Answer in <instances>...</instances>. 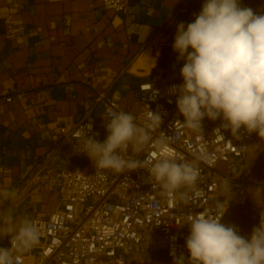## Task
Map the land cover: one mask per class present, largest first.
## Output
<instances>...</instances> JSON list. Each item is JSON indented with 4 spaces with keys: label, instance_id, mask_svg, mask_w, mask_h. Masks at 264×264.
Wrapping results in <instances>:
<instances>
[{
    "label": "crops",
    "instance_id": "crops-1",
    "mask_svg": "<svg viewBox=\"0 0 264 264\" xmlns=\"http://www.w3.org/2000/svg\"><path fill=\"white\" fill-rule=\"evenodd\" d=\"M197 1L129 0V10L117 13L94 0H0V193L20 192L13 203L14 196L0 195V247L18 224L57 204L50 185L22 188L33 160L50 146L52 127L96 119L103 110L99 94L137 111L139 84L173 57L177 25L194 21ZM20 90L22 98L5 99ZM218 169L233 176L220 181L228 206L222 223L250 236L264 212V139L255 133L242 161H220ZM131 260L169 264L163 251Z\"/></svg>",
    "mask_w": 264,
    "mask_h": 264
},
{
    "label": "built area",
    "instance_id": "built-area-1",
    "mask_svg": "<svg viewBox=\"0 0 264 264\" xmlns=\"http://www.w3.org/2000/svg\"><path fill=\"white\" fill-rule=\"evenodd\" d=\"M94 1L117 13L127 12L130 7L129 0ZM203 2L197 1L200 10ZM251 9L264 15V0H258ZM146 13L152 15L154 8L149 6ZM183 63L175 52L164 67L157 68L139 84L137 111L124 110L116 98L99 94L103 110L96 119L85 118L72 127H52L50 146L33 160L22 188L50 185L58 201L47 214L27 218L39 229V244L29 247L27 253L17 252L16 264H129L134 256L156 251H163L169 264H177L181 257L183 264H189L185 246L189 235L187 216L199 212L217 215L228 210L220 197V181L233 176L220 172L218 163L242 161L255 133L241 128L235 134L224 129V121L219 118L211 120L205 116L201 127L184 120L176 103L178 92L171 91L173 86L183 84ZM23 95L20 90L5 99L12 101ZM109 110L135 117L143 135L134 148H129L126 158L141 163L140 168L122 173L105 170L102 178L96 174L90 157L86 165H72L69 158L87 155L75 146L83 130L97 141L106 139ZM150 111L161 117V123ZM91 123L89 131L87 126ZM168 150L197 169L194 183L168 191L151 180L149 164ZM19 193L12 203L18 200ZM10 241L2 247H10Z\"/></svg>",
    "mask_w": 264,
    "mask_h": 264
},
{
    "label": "clouds",
    "instance_id": "clouds-1",
    "mask_svg": "<svg viewBox=\"0 0 264 264\" xmlns=\"http://www.w3.org/2000/svg\"><path fill=\"white\" fill-rule=\"evenodd\" d=\"M173 50L184 61L183 84L171 90L178 92L176 103L184 120L201 127L205 116L219 118L224 129L237 134L243 128L264 139V15L242 7L240 0H204L193 22L177 25ZM152 93L154 97L153 88ZM150 115L161 123L158 114L150 111ZM108 117L103 142L83 130L75 144L94 161L102 178L105 170L122 173L140 168L141 163L126 158L143 135L135 117L112 110ZM87 128L90 131L92 123ZM147 169L151 180L168 191L192 184L198 176L190 162H181L171 150L162 152ZM0 195L9 199L14 193L4 190ZM226 210L187 216L189 264H264V212L246 237L237 226L222 223ZM38 238V227L22 221L12 234L11 246L0 247V264H16V253L33 246ZM177 264H183L182 257Z\"/></svg>",
    "mask_w": 264,
    "mask_h": 264
},
{
    "label": "water",
    "instance_id": "water-1",
    "mask_svg": "<svg viewBox=\"0 0 264 264\" xmlns=\"http://www.w3.org/2000/svg\"><path fill=\"white\" fill-rule=\"evenodd\" d=\"M69 162L72 165H86V164L90 163V158L87 155H84V156H73V157L69 158ZM239 168H240V165L236 164L233 167V170H237ZM129 264H136V261L135 260H131Z\"/></svg>",
    "mask_w": 264,
    "mask_h": 264
},
{
    "label": "rangeland",
    "instance_id": "rangeland-1",
    "mask_svg": "<svg viewBox=\"0 0 264 264\" xmlns=\"http://www.w3.org/2000/svg\"><path fill=\"white\" fill-rule=\"evenodd\" d=\"M149 60H150V59H149ZM157 68H159V66H155L154 71H155ZM154 71H153L152 73H154Z\"/></svg>",
    "mask_w": 264,
    "mask_h": 264
}]
</instances>
